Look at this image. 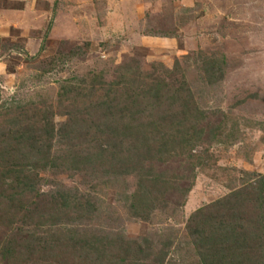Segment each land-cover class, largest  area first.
Instances as JSON below:
<instances>
[{
  "label": "rangeland",
  "instance_id": "rangeland-1",
  "mask_svg": "<svg viewBox=\"0 0 264 264\" xmlns=\"http://www.w3.org/2000/svg\"><path fill=\"white\" fill-rule=\"evenodd\" d=\"M1 13L24 27L0 36V264H201L188 223L235 192L245 229L211 254L264 264V0H0ZM150 80L190 109L183 141L141 97ZM141 176L157 181L146 221L130 213Z\"/></svg>",
  "mask_w": 264,
  "mask_h": 264
},
{
  "label": "trees",
  "instance_id": "trees-1",
  "mask_svg": "<svg viewBox=\"0 0 264 264\" xmlns=\"http://www.w3.org/2000/svg\"><path fill=\"white\" fill-rule=\"evenodd\" d=\"M150 81H151L150 86L147 83L144 84V88H142L141 93H140L141 97L146 102L156 105L158 109L159 108L161 109V115L163 116L162 120L163 122H165V129L167 128L169 131H173L175 134V137L176 138L179 137L183 141L187 135L182 136L181 125H185L189 133L190 131H192L191 129L193 127L192 124H194L192 122L189 123V118L190 116H192L190 113V109H188L186 106L181 107V104H183V99L178 98L177 92L174 91L170 85H167V84L163 85L158 80H150ZM79 91L83 93L77 92V94L84 95V92H85L84 88L80 89ZM66 94H69V93L66 91L65 96ZM111 103L108 105H106V103L99 105L100 107H102L100 108L102 109V112H104V110L107 109L105 110L106 112L103 116V118L106 120H108V116H113L114 108ZM169 105L170 106L180 105L181 107L180 112L176 113V115L175 114L166 115L165 114L167 113L166 109ZM176 121L181 122V124H178L179 122L177 123ZM188 124H190L191 126L189 127ZM71 128L72 129L79 128V126L77 123H75L73 126H71ZM136 135L138 136L137 143H139L141 147L145 146L146 149L148 148L149 150H147L146 153L150 154L152 150L150 146L148 145L149 143L142 142L144 138L140 134H136ZM147 140H153L155 142L156 137H151ZM187 141L191 143L190 140H187ZM23 143L24 142H20V144H23ZM101 153L106 154L107 155L106 158L114 159V157L111 156L109 148L107 147ZM90 159H93V157H91ZM73 160L76 163L81 161V159H79L78 157H75ZM86 160H89V159L86 158ZM124 164L125 165L121 169L126 171V169L129 168L128 163H124ZM143 171H144V168L140 170V172H143ZM144 178H145L144 176H141L139 178L140 183L138 186L140 185L143 186V192L139 193V190H138L136 195H134L132 204L130 205V213L135 218H139L141 220L146 221L148 220L147 219L148 214H150L151 212V211H148L147 209L150 208L152 205V197H151L152 195L150 194L148 196V195H145V193L148 191L149 188L154 189L156 187L157 181L148 182L149 180H146ZM257 187L258 189L260 188L262 190V191L258 190L257 196H259V202L262 201L264 203V199L262 200L261 198L262 197L261 194H263L264 189L261 184H259ZM31 191H33V189H31ZM139 195L141 196V198L139 197ZM243 201L244 200L242 199V194L235 192L232 195L228 196V198L224 200H220L212 206H208L204 209H201L200 211H198L191 217L188 223V226H187L188 235L193 239L192 243H193L194 248L196 250H199V252L201 253V256L199 255L201 264H232L231 260H233L232 257L233 255H235V252H233V250H231L232 252L230 251L226 255L223 252L221 254L222 256L212 255L211 250L214 244H225L228 241L235 240L236 236L239 235L243 229H245V227L242 224L243 216L241 214V211L243 208L241 205ZM9 203H12L11 198H10ZM209 230H211L212 232L208 236ZM240 244L241 243H237L234 248H236ZM34 245L35 246L37 245L39 247L40 241H33L30 244L28 243L29 247H34ZM260 247L263 250V246L260 245ZM129 252H130L129 249L123 250L124 254H128ZM121 253L122 251L120 252V254ZM210 255H212V258L215 257V260L217 261H213L212 258H210L211 257ZM225 258H226V261H224Z\"/></svg>",
  "mask_w": 264,
  "mask_h": 264
},
{
  "label": "crops",
  "instance_id": "crops-1",
  "mask_svg": "<svg viewBox=\"0 0 264 264\" xmlns=\"http://www.w3.org/2000/svg\"><path fill=\"white\" fill-rule=\"evenodd\" d=\"M34 3H39L41 1H46V2H50V0H32ZM16 14H5V13H1L0 14V36L1 37H5L8 33L7 30H5V28H13L16 26H22L20 23H18L16 21ZM26 27V26H25Z\"/></svg>",
  "mask_w": 264,
  "mask_h": 264
}]
</instances>
